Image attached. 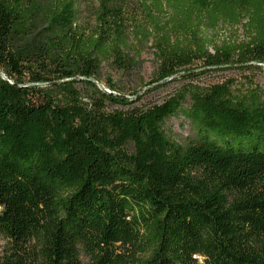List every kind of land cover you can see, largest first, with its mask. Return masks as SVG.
<instances>
[{
    "label": "trees",
    "instance_id": "1",
    "mask_svg": "<svg viewBox=\"0 0 264 264\" xmlns=\"http://www.w3.org/2000/svg\"><path fill=\"white\" fill-rule=\"evenodd\" d=\"M127 1L84 28L76 2L0 0V264H264V91L106 92L102 63L130 69L142 50ZM167 1L182 21L154 39L157 87L264 65V0ZM243 19L245 39L212 40ZM179 112L197 133L185 143L165 128Z\"/></svg>",
    "mask_w": 264,
    "mask_h": 264
},
{
    "label": "rangeland",
    "instance_id": "2",
    "mask_svg": "<svg viewBox=\"0 0 264 264\" xmlns=\"http://www.w3.org/2000/svg\"><path fill=\"white\" fill-rule=\"evenodd\" d=\"M49 1L52 3L55 1L60 3L65 1L76 2L80 10L78 22L84 28L95 23V14L103 3V0ZM235 1H240L243 5L247 4V0H232V2ZM117 7L121 8L122 16L125 18L130 43L139 46L142 50L140 53L134 50L130 54V56H135L136 60L130 69L127 68L122 71L116 64L103 62L98 74L100 77L99 87L115 94L124 93L130 99L143 97L140 104L161 102L190 83L210 87L231 80L234 88L246 90L249 87L258 86L264 91V65L250 68L238 67L237 65L219 69L194 68L195 70L191 72L190 76L183 73L168 83L157 87L156 83H152L159 66V61L155 56L154 39L159 29L170 30L181 23V18L177 10L174 9L173 5L170 6L167 0H128L126 4L120 2ZM246 21L247 19H243L238 26L221 22L217 30L210 31L212 40L219 43L233 38L245 39L243 24ZM110 84L115 85L117 91L111 90L108 86ZM189 99L188 97L185 101L184 107L189 106ZM115 108H117L115 105L108 107V109ZM165 128L173 138L182 143L197 137L196 128L182 112L169 118Z\"/></svg>",
    "mask_w": 264,
    "mask_h": 264
},
{
    "label": "water",
    "instance_id": "3",
    "mask_svg": "<svg viewBox=\"0 0 264 264\" xmlns=\"http://www.w3.org/2000/svg\"><path fill=\"white\" fill-rule=\"evenodd\" d=\"M106 92H111V91H109V90H107V89H104ZM111 93H114V92H111Z\"/></svg>",
    "mask_w": 264,
    "mask_h": 264
}]
</instances>
